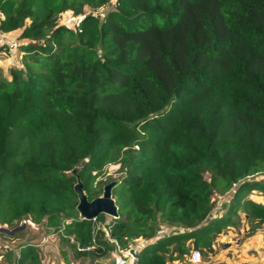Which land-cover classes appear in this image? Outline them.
I'll use <instances>...</instances> for the list:
<instances>
[{
    "label": "trees",
    "instance_id": "trees-1",
    "mask_svg": "<svg viewBox=\"0 0 264 264\" xmlns=\"http://www.w3.org/2000/svg\"><path fill=\"white\" fill-rule=\"evenodd\" d=\"M0 25L23 38L0 68L1 225L44 222L76 258L151 240L137 264L213 250L239 212L264 228V0H0ZM113 163L119 216L82 218L75 185L101 196ZM38 259L23 245L14 264Z\"/></svg>",
    "mask_w": 264,
    "mask_h": 264
},
{
    "label": "rangeland",
    "instance_id": "rangeland-1",
    "mask_svg": "<svg viewBox=\"0 0 264 264\" xmlns=\"http://www.w3.org/2000/svg\"><path fill=\"white\" fill-rule=\"evenodd\" d=\"M103 10L100 9L97 13L103 14ZM68 14L70 12L63 14L62 22ZM18 33V30L4 32L8 38L16 39L21 44L23 38H19ZM21 57L22 52L19 48L16 51H7L4 47H0L1 73L5 74L10 65L20 63ZM113 100L117 103H114L117 109L121 111L129 105H122L124 102L116 98ZM108 103H112V100H108ZM125 103H128V101ZM118 167L115 163L108 165L106 171L96 179L95 185H98L99 189L104 191L106 180L120 175ZM211 173L209 169L204 172L207 180H210ZM254 176L261 179L264 172L262 174L257 173ZM216 198V214H221L226 208L230 196L217 195ZM250 198L264 204V194L259 190L253 192ZM105 219L106 222H110L113 217L106 215ZM233 220L235 221L234 224L224 227L220 233L215 234L213 250H206L205 253L200 250L201 262L199 264H264V228L260 229L249 223L244 212L236 213ZM2 227L8 228L9 232L1 230ZM175 229L178 228L169 223H161L158 233L159 235L168 234ZM70 242H68L66 236H62L54 228L45 226L44 222L36 223L31 218L23 220L21 225L13 228L0 224V264H14L19 247L23 245H33L37 249L39 264H124L126 260V255L118 248L102 258H76L70 248ZM149 242L151 240L140 241L133 247L138 250L145 249L151 244ZM188 262L189 256H186L184 259L174 261L173 264H188Z\"/></svg>",
    "mask_w": 264,
    "mask_h": 264
},
{
    "label": "water",
    "instance_id": "water-1",
    "mask_svg": "<svg viewBox=\"0 0 264 264\" xmlns=\"http://www.w3.org/2000/svg\"><path fill=\"white\" fill-rule=\"evenodd\" d=\"M116 184L115 181L108 183L104 187L103 194L93 200H89L87 194L82 188V184L78 182L74 189L78 195L79 203L77 209L82 218L95 219L100 213H105L112 217L117 218L119 216V208L115 199L112 196V188ZM1 230L9 232V229L2 227ZM150 243V242H149ZM131 251L136 256L137 253L134 248Z\"/></svg>",
    "mask_w": 264,
    "mask_h": 264
},
{
    "label": "built area",
    "instance_id": "built-area-1",
    "mask_svg": "<svg viewBox=\"0 0 264 264\" xmlns=\"http://www.w3.org/2000/svg\"><path fill=\"white\" fill-rule=\"evenodd\" d=\"M83 19L82 15H72L69 14L64 22L65 24L69 25V26H73V27H79L81 24V21ZM20 44L19 41H17L16 39L13 38H8L4 32L1 29V25H0V47H4L5 50H9V51H13V50H17L19 48ZM134 248L136 253H138V250L135 247H131ZM131 248L129 249H120V251L126 255V260L124 262V264H137V255L135 256L134 253L131 251ZM201 262V252L198 249H195L191 252V254L189 255V262L188 264H199ZM123 264V263H122Z\"/></svg>",
    "mask_w": 264,
    "mask_h": 264
}]
</instances>
